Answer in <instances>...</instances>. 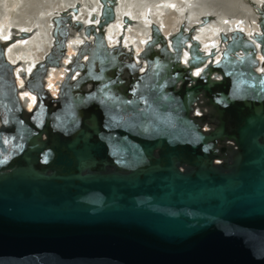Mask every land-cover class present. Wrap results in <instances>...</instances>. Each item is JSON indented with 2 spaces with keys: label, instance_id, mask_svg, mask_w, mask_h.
Returning a JSON list of instances; mask_svg holds the SVG:
<instances>
[{
  "label": "water",
  "instance_id": "water-1",
  "mask_svg": "<svg viewBox=\"0 0 264 264\" xmlns=\"http://www.w3.org/2000/svg\"><path fill=\"white\" fill-rule=\"evenodd\" d=\"M117 1L53 17L21 86L6 49L29 34L0 39V264H264V0L208 53L153 23L138 62L107 44Z\"/></svg>",
  "mask_w": 264,
  "mask_h": 264
},
{
  "label": "bare ground",
  "instance_id": "bare-ground-1",
  "mask_svg": "<svg viewBox=\"0 0 264 264\" xmlns=\"http://www.w3.org/2000/svg\"><path fill=\"white\" fill-rule=\"evenodd\" d=\"M0 0L4 6L3 14L7 27L0 34L2 41L8 40L10 29L15 28L27 32L28 37L18 38L6 49V59L15 65V75L17 83L22 85L23 81L20 73L28 74L34 64L41 61L50 51L52 45L51 31L53 28L52 18L58 17L62 12L69 11L78 5V12L72 15V20L81 21L85 25H90V16L99 15V0ZM154 0H118L115 7L116 19L109 25L106 31V41L109 46L116 45L122 38V45L126 50L133 47L134 61L138 62L137 55L142 51L149 37L151 24H156L161 34L168 39L184 24L185 31L188 32L192 27L197 31L193 37L200 43L203 52L208 53L212 48L218 49L219 34L238 29L242 30L247 36L257 31L256 9L260 7L263 0H218L223 12L221 14H211L208 12L194 11L193 9L178 7L177 16L169 17V10L172 9L171 2L166 4L155 2ZM243 3H242V2ZM73 2V3H72ZM44 6L38 7L41 4ZM170 3V4H169ZM60 4V6H58ZM36 6V7H35ZM205 6V5H204ZM207 7V5H206ZM150 8L149 12L147 9ZM200 8H203V6ZM198 8V9H200ZM208 8V7H207ZM2 9V8H1ZM210 9V8H208ZM162 13H165L164 17ZM169 15H172L169 14ZM127 17L131 23L123 29L122 17ZM139 16H142L140 19ZM208 21L202 24V19ZM228 18L230 21H228ZM232 19V20H231ZM236 19V21L234 20ZM230 22V23H229ZM96 25L97 23L94 22ZM164 25L165 29L161 26ZM81 35L74 34L66 44V56L63 64L59 68H53L49 71L46 78V85L50 93L55 96L58 92V84L65 77V66L69 59L76 53L75 50L82 43ZM214 58L217 61L220 57L219 51ZM198 75V71L194 72ZM21 99L24 100L28 110H30L36 101L34 94L29 92H20Z\"/></svg>",
  "mask_w": 264,
  "mask_h": 264
},
{
  "label": "rangeland",
  "instance_id": "rangeland-1",
  "mask_svg": "<svg viewBox=\"0 0 264 264\" xmlns=\"http://www.w3.org/2000/svg\"><path fill=\"white\" fill-rule=\"evenodd\" d=\"M78 1V0H77ZM168 1H170L171 2V5H172V9L171 10H169L170 12H166V13H168V16L169 17H172V16H177V9H178V7H183V8H190V9H193L195 12L196 11H199V12H208L209 11V13H213V14H221V15H224V14H226V13H224L221 9H223V7L222 6H220L219 8H218V6L220 5L219 3V1L218 0H154L153 1V4L155 3V2H160V5L161 4H166V2H168ZM79 2H81L80 0H79ZM242 2V1H241ZM73 3V2H72ZM243 3V2H242ZM170 4V3H169ZM219 4V5H218ZM205 5V6H204ZM206 5H207V7L208 8H210V9H208L207 7H206ZM36 6H38V7H41V6H44V5H42V3L41 4H39V5H36ZM35 6V7H36ZM58 6H60V4H58ZM200 6L202 7L203 6V8H200ZM2 8V9H1ZM4 6L2 5V4H0V10H2V13H3V11H4ZM198 8H200V9H198ZM149 10H150V8H148L147 9V12H149ZM222 12L224 13V14H222ZM1 12H0V34H2L3 33V31L6 29V27H7V22H5V20H4V17H3V14H2ZM172 13V15H169V14H171ZM162 15H163V17H164V15H165V13H162ZM139 18L141 19L142 18V16H139ZM232 20V19H231ZM234 20V19H233ZM228 21H230V19L228 18ZM234 21H236V19L234 20ZM230 23V22H229ZM163 28L165 27L164 25H161ZM164 30H166L165 28H164Z\"/></svg>",
  "mask_w": 264,
  "mask_h": 264
}]
</instances>
